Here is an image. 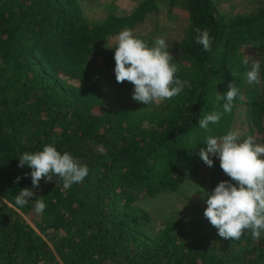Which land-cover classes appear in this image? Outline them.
<instances>
[{
	"label": "trees",
	"instance_id": "16d2710c",
	"mask_svg": "<svg viewBox=\"0 0 264 264\" xmlns=\"http://www.w3.org/2000/svg\"><path fill=\"white\" fill-rule=\"evenodd\" d=\"M156 1L91 22L80 0H0V264H264V235L220 237L197 206L201 194L186 213L163 206L230 179L218 158L208 167L198 155L206 147L198 121L223 112L218 96L229 83L240 95L207 134L239 130L264 144V0L238 12L218 0H169L186 14L170 44L186 86L146 106L130 82L116 81L109 48L124 29L151 46L162 24ZM197 28L213 37L211 51L195 42ZM254 61L259 84L247 82ZM48 144L79 158L89 176L67 190L59 177L42 178L33 189L18 157ZM24 187L46 203L43 214L31 200L15 205Z\"/></svg>",
	"mask_w": 264,
	"mask_h": 264
},
{
	"label": "clouds",
	"instance_id": "9594fccd",
	"mask_svg": "<svg viewBox=\"0 0 264 264\" xmlns=\"http://www.w3.org/2000/svg\"><path fill=\"white\" fill-rule=\"evenodd\" d=\"M196 43L205 52L211 51L213 37L207 30L194 29ZM114 48V74L118 83L130 82L133 85L132 98L146 106L170 100L182 93L186 81L176 73L177 66L169 52V43L164 37H157L149 44L133 35L131 29H124L116 37ZM248 65L249 57L243 60ZM261 65L259 61L251 63L247 71L249 84L260 83ZM240 95V89L229 83L228 90L218 99L225 101L223 112L206 113L198 121L199 128L206 133L203 136L199 157L208 166H214L216 157L220 168L230 178L219 182L212 191L200 188L201 199L206 204L204 217L215 226L218 235L225 239L239 240L250 232L254 240L264 235V144L255 143L252 136L242 138L239 130H230L222 136L211 133V125L218 124L224 114L233 109V101ZM30 169L32 188H39L43 178L45 182L59 177L63 189H70L74 184L82 183L90 174L89 167L70 152L57 150L48 144L36 152H24L18 157V167ZM25 175H28L27 173ZM21 177H17V183ZM192 194V195H193ZM36 193L27 187L15 195V205L24 207L33 201L34 212L43 214L47 205L39 199H33Z\"/></svg>",
	"mask_w": 264,
	"mask_h": 264
},
{
	"label": "rangeland",
	"instance_id": "374dc122",
	"mask_svg": "<svg viewBox=\"0 0 264 264\" xmlns=\"http://www.w3.org/2000/svg\"><path fill=\"white\" fill-rule=\"evenodd\" d=\"M139 1L140 0H80V5L83 10L84 17L91 22H96L104 19L108 13H113L115 15L130 13ZM177 1L179 3L181 0ZM253 1L254 0H218V4L221 11H228L229 9H231L233 12H238L240 10L250 11L256 7L255 2ZM156 4L161 13L159 14V21H161L162 24L156 32L155 37L157 38L162 36L166 38L170 47L169 52L172 55L174 48L170 44L177 39L179 40V33L182 28L180 21L184 20V16L186 14L183 10L175 6L170 8L169 0H157ZM174 21H177V23L179 21L180 23L176 26V28H174ZM151 24L152 23H150L148 27H150ZM113 40H116V37ZM237 124L238 121L235 120L234 125L236 126ZM198 189L199 187L192 189L188 188L189 192L184 196H177L175 198L169 197V200L163 206H165L167 211L178 209L183 213H186L187 210H183L184 203L195 201V196L200 194V192H196L195 194L193 193ZM196 203H199L197 206L204 205L206 207L204 201L198 200Z\"/></svg>",
	"mask_w": 264,
	"mask_h": 264
}]
</instances>
